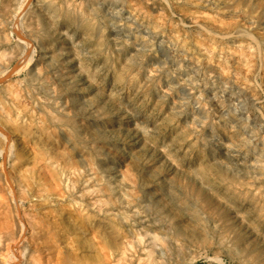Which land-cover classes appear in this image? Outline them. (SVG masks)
Here are the masks:
<instances>
[{"label": "rangeland", "instance_id": "1", "mask_svg": "<svg viewBox=\"0 0 264 264\" xmlns=\"http://www.w3.org/2000/svg\"><path fill=\"white\" fill-rule=\"evenodd\" d=\"M0 264H264V0H0Z\"/></svg>", "mask_w": 264, "mask_h": 264}, {"label": "bare ground", "instance_id": "2", "mask_svg": "<svg viewBox=\"0 0 264 264\" xmlns=\"http://www.w3.org/2000/svg\"><path fill=\"white\" fill-rule=\"evenodd\" d=\"M205 19H206V18H205ZM4 136L8 137V135H7V134H4Z\"/></svg>", "mask_w": 264, "mask_h": 264}]
</instances>
